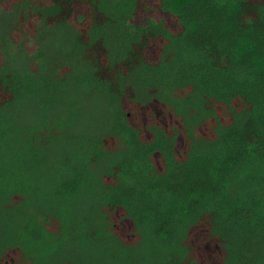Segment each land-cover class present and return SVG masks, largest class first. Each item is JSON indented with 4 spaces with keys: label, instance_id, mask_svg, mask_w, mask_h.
Returning <instances> with one entry per match:
<instances>
[{
    "label": "trees",
    "instance_id": "1",
    "mask_svg": "<svg viewBox=\"0 0 264 264\" xmlns=\"http://www.w3.org/2000/svg\"><path fill=\"white\" fill-rule=\"evenodd\" d=\"M0 264H264V0H0Z\"/></svg>",
    "mask_w": 264,
    "mask_h": 264
},
{
    "label": "rangeland",
    "instance_id": "2",
    "mask_svg": "<svg viewBox=\"0 0 264 264\" xmlns=\"http://www.w3.org/2000/svg\"><path fill=\"white\" fill-rule=\"evenodd\" d=\"M205 246V245H204Z\"/></svg>",
    "mask_w": 264,
    "mask_h": 264
}]
</instances>
